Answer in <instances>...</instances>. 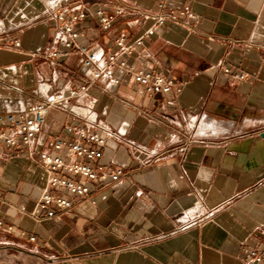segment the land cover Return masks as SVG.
<instances>
[{
  "label": "crops",
  "instance_id": "obj_1",
  "mask_svg": "<svg viewBox=\"0 0 264 264\" xmlns=\"http://www.w3.org/2000/svg\"><path fill=\"white\" fill-rule=\"evenodd\" d=\"M156 2L0 0V113L84 84L47 111L31 145L50 150L76 124L104 137L103 170L120 171L36 221L47 175L0 137V218L12 226L0 231V264H264L247 255L264 244V0H167L166 22L143 35ZM99 6L114 16L107 30ZM57 8L85 12L79 41L99 52L121 31L143 35L127 61L181 91L149 96L116 63L94 78L54 41Z\"/></svg>",
  "mask_w": 264,
  "mask_h": 264
},
{
  "label": "built area",
  "instance_id": "obj_2",
  "mask_svg": "<svg viewBox=\"0 0 264 264\" xmlns=\"http://www.w3.org/2000/svg\"><path fill=\"white\" fill-rule=\"evenodd\" d=\"M166 2L167 0H157L156 17L143 35L153 33L166 22L167 14L164 13ZM184 12L185 10L180 11L181 14ZM93 15L98 20L99 28L103 30H107L114 19L113 15L100 6L94 9ZM54 16L57 20L54 41L62 46L64 52L76 49L80 54V65L85 70L89 69L94 78L101 77L116 63L122 75L131 78L149 96L159 94L172 96L181 91L182 84L177 82L173 76H168L151 67L138 70L127 61L129 56L141 47L143 35L131 37L121 31L113 39L115 50L103 53L94 48L92 44L79 41L80 31L77 24L85 19L84 11L57 8ZM14 43L18 42L15 40ZM57 55L56 50L49 53L52 58ZM225 71L227 72L228 69ZM233 77L242 80L243 75L234 74ZM85 89L84 84L67 86L63 91L51 93L42 101H32L23 108L0 113V137L5 144L12 147L18 145L25 147L28 160L39 166L47 175L45 189L39 194L30 213L36 221L41 218L54 217L57 211L62 212L73 208L76 198L88 195L91 181L105 177L112 180L118 178L120 171L107 173L99 162L104 137L96 132L87 133L79 125L63 124L61 130L64 134L52 137L49 142L50 150L39 151L35 154L31 145L47 111ZM94 160L97 162L95 165L91 163ZM11 230L12 226L5 224L0 218V231L6 233ZM33 239L34 236L30 235L29 240ZM247 255L252 261L260 262L264 257V244L249 249Z\"/></svg>",
  "mask_w": 264,
  "mask_h": 264
}]
</instances>
